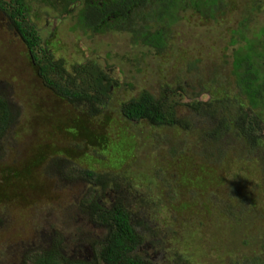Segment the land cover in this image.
<instances>
[{"label": "rangeland", "instance_id": "374dc122", "mask_svg": "<svg viewBox=\"0 0 264 264\" xmlns=\"http://www.w3.org/2000/svg\"><path fill=\"white\" fill-rule=\"evenodd\" d=\"M227 1L232 10L226 7L222 14L216 13L215 21L180 12L173 38L179 51H169L167 61L155 53L146 55L149 49L145 46H133L130 32L102 34L83 29L78 11L69 13L70 8L58 16L37 6L35 35L41 46L64 59L67 68L93 61L112 72L121 84L132 77L129 91L134 95L144 87L154 91L165 82L184 77L193 84L199 80L207 83L215 59L229 54L226 47L231 37H238L242 13L249 7L247 0ZM253 16L251 26L255 20L264 21L262 14ZM8 25L0 10V96L9 101L13 116L3 136L0 158V264H21L23 253L38 249L59 248L68 258L91 257L89 247L103 238L105 229L92 222V211L86 209L90 195L95 191L104 205L112 197L96 191L82 178L79 171L88 168L97 172L126 168L141 184L153 179L148 197L154 199L155 206L146 209L152 219L144 220L146 231L137 226L140 234L147 233V228L152 231L153 243L146 241L136 253L155 264H166L167 252L175 248L182 249L191 264L242 263L244 258L248 264H264V172L259 158L230 140L212 177L205 179L196 172L180 180L177 170L183 169L166 166L165 148L157 151L153 141L142 139L146 128L136 137L116 119L114 109L105 111L109 121L114 116L116 123L103 127L102 115L89 120L87 113L48 91L36 75L28 48ZM246 34L251 37L248 31ZM137 58L139 61H134ZM122 59L132 60V66L127 64L133 68L131 72ZM194 59L198 69L186 74ZM120 89L115 92L121 98ZM55 161L62 164L60 172L52 165ZM156 166L161 178L154 176ZM5 168L12 172L2 174ZM139 190H144L143 186ZM226 204L236 222L221 221ZM73 232L78 235L76 240L70 238ZM79 250L82 255L76 256Z\"/></svg>", "mask_w": 264, "mask_h": 264}, {"label": "trees", "instance_id": "16d2710c", "mask_svg": "<svg viewBox=\"0 0 264 264\" xmlns=\"http://www.w3.org/2000/svg\"><path fill=\"white\" fill-rule=\"evenodd\" d=\"M9 1L13 5L7 0H0V10L9 21V29L28 48L29 58L42 85L57 98L87 113L89 120H96L102 115L105 118L101 119L103 127L114 124L115 117L109 121V114L106 113L114 109L116 119L123 121L136 137L140 138L146 128L148 132L142 134V139L146 137L153 141L157 151L165 148L163 160L166 166L183 169L177 170L180 180L187 173L192 175L196 172L204 175L205 179L212 177L218 170V163L224 159L230 140L245 146L249 153L259 158L264 172V21L255 20L253 27L249 25L254 20L253 13L264 17V0H247L249 7L242 13L240 27L236 31L238 37L229 40V47H226L229 54L215 59L213 73L207 83L199 80L198 84H193L184 77L165 82L154 91L144 87L136 95L129 91L133 85L130 81L132 77H126L128 81L121 84L118 77L111 75L112 72L107 73L93 61L67 68L64 59L56 57L46 45L41 46L35 35L37 6L54 11L58 16H63L68 8L69 13L77 10L78 24L93 33L103 34L113 30L130 32L133 46H145L149 49L146 55L155 53L167 61L169 51H179L173 38L176 33L174 26L181 19L180 12L190 11L205 20L215 21L216 13L222 14L226 7L232 10L227 0ZM246 31L251 37H247ZM122 60L127 67L134 64L130 59ZM135 60L139 61V58ZM197 62L194 59L190 63L186 74L198 69ZM135 68V71H140ZM127 69L129 72L133 70L132 67ZM119 88H122L121 98L115 92ZM111 103L116 107L112 108ZM9 120L7 98L0 96V158L3 156V136ZM52 165L60 172V162L55 161ZM154 169L155 178H161V169ZM4 172L10 174L12 171L5 168L2 174ZM128 172L126 168L116 172H97L92 168L79 171L96 191L109 193L112 197L110 203L104 205L93 190L90 204H86V209L92 211V222L105 229L103 238L89 247L91 257L87 260L68 258L59 248L47 252L38 249L23 253L26 255L21 264H155L144 254L136 253L146 241L153 243L152 231L150 233L147 228L148 234H140L137 229V226L143 227L144 220L152 219L146 209L155 206L154 199L148 197L153 179L149 178L141 184L136 175ZM140 186L144 190L140 191ZM219 217L223 224L231 223V220L236 222L228 204ZM64 219L60 221L69 222L72 218ZM143 230L146 231V227ZM77 237L75 232L70 236L73 240ZM181 250L175 248L174 252H167L165 263L191 264ZM247 262L244 258L242 263L229 264Z\"/></svg>", "mask_w": 264, "mask_h": 264}, {"label": "flooded vegetation", "instance_id": "af4514ba", "mask_svg": "<svg viewBox=\"0 0 264 264\" xmlns=\"http://www.w3.org/2000/svg\"><path fill=\"white\" fill-rule=\"evenodd\" d=\"M7 103H8V106H9V101L8 100H7ZM9 109H10V120L8 121V125L13 121V116L11 114V107L10 106H9ZM81 255H82V253H81L80 250L78 252H76V256H81Z\"/></svg>", "mask_w": 264, "mask_h": 264}]
</instances>
